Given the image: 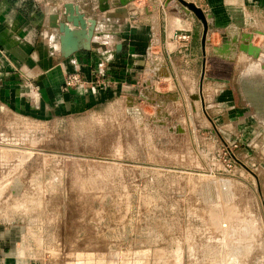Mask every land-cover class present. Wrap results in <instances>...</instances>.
<instances>
[{
    "label": "rangeland",
    "instance_id": "1",
    "mask_svg": "<svg viewBox=\"0 0 264 264\" xmlns=\"http://www.w3.org/2000/svg\"><path fill=\"white\" fill-rule=\"evenodd\" d=\"M253 79L262 94L243 76L231 117L211 108L215 90L165 83L43 120L4 114L0 222L25 223L36 264H264Z\"/></svg>",
    "mask_w": 264,
    "mask_h": 264
},
{
    "label": "crops",
    "instance_id": "2",
    "mask_svg": "<svg viewBox=\"0 0 264 264\" xmlns=\"http://www.w3.org/2000/svg\"><path fill=\"white\" fill-rule=\"evenodd\" d=\"M186 1L206 15L205 44L203 22L178 0H0V120L4 114L43 120L99 99L154 93L162 83L180 91L198 84L204 95L215 90L211 108L226 105L225 115L236 116L240 79L264 83V0ZM70 4L88 24L76 35L78 50L66 56L60 27ZM184 34L191 36L187 44ZM247 46L259 53L244 54ZM72 73L87 83L66 89ZM251 82L244 115L254 130L264 116V85L260 95ZM218 91L229 92L228 103ZM28 231L22 221L0 222V264H36Z\"/></svg>",
    "mask_w": 264,
    "mask_h": 264
},
{
    "label": "water",
    "instance_id": "3",
    "mask_svg": "<svg viewBox=\"0 0 264 264\" xmlns=\"http://www.w3.org/2000/svg\"><path fill=\"white\" fill-rule=\"evenodd\" d=\"M178 1L181 4H183V6H185L187 9H189L191 12H193L203 22L205 27L203 43L205 44L209 32V26L207 24V19L204 11L198 8L195 4L189 3L186 0H178ZM65 15L67 16V23L62 24L60 27L62 32L61 51L64 55L67 56L78 50L79 46L76 40V35L84 34L83 31L85 30L88 22L86 21L85 16L81 13L80 9L71 4L67 5ZM70 23H72L75 26V28H80L81 30L80 31L73 30L69 25ZM95 24L96 22L94 20H91V27L89 28L90 31L87 35H84L86 38H90L93 35V29L95 27ZM246 48L250 54L257 55L259 53V50L255 47L247 46Z\"/></svg>",
    "mask_w": 264,
    "mask_h": 264
},
{
    "label": "built area",
    "instance_id": "4",
    "mask_svg": "<svg viewBox=\"0 0 264 264\" xmlns=\"http://www.w3.org/2000/svg\"><path fill=\"white\" fill-rule=\"evenodd\" d=\"M180 40L184 43L187 44L191 40V36L189 34H184L180 37ZM87 82L85 79L82 77L80 73H72L67 75L65 79V88L70 90V89H75L79 86L85 85ZM0 258H1V252H0Z\"/></svg>",
    "mask_w": 264,
    "mask_h": 264
}]
</instances>
